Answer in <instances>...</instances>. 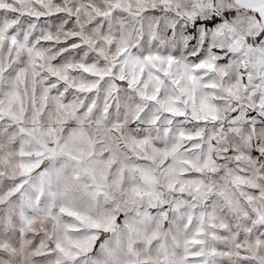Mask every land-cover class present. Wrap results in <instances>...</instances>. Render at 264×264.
<instances>
[{
  "label": "snow or ice",
  "instance_id": "snow-or-ice-1",
  "mask_svg": "<svg viewBox=\"0 0 264 264\" xmlns=\"http://www.w3.org/2000/svg\"><path fill=\"white\" fill-rule=\"evenodd\" d=\"M0 264H264V0H0Z\"/></svg>",
  "mask_w": 264,
  "mask_h": 264
}]
</instances>
